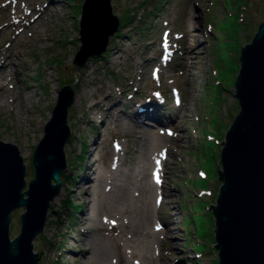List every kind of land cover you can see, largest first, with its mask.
I'll return each mask as SVG.
<instances>
[{"label":"rangeland","instance_id":"374dc122","mask_svg":"<svg viewBox=\"0 0 264 264\" xmlns=\"http://www.w3.org/2000/svg\"><path fill=\"white\" fill-rule=\"evenodd\" d=\"M82 1L0 0V48L16 53L20 71L13 72L16 66L7 57L11 65L6 88L24 97L0 103V139L18 146L25 175L27 152L55 83L63 79L74 91L66 114L70 134L63 147L66 166L60 172V194L50 201L43 229L33 238L39 254L36 264H100L101 258L120 264L115 253L118 227L92 226L86 234L80 225L86 204L83 177L95 160L91 152L99 137L98 164L117 172V177L125 173L136 180L138 161L143 159L152 171L155 155L165 157L159 165L167 199L150 206L152 220L168 228L152 243L160 248V255H154L159 264H218L211 205L221 184L220 148L239 109L233 93L239 50L264 19V0H110L121 23L100 54L77 66L73 57L80 44ZM28 2L33 10L24 13ZM38 12V20L31 22L30 16ZM93 95L104 96L98 108ZM146 101L145 107L150 103L157 117L141 114L138 126L132 113ZM114 161H121L119 171L112 167ZM102 188L98 183L95 190L100 193ZM19 207L11 213L10 236ZM81 238L112 244L106 254L95 253L86 261L79 246L72 247ZM136 259L125 256L122 264ZM141 262L151 264L145 258Z\"/></svg>","mask_w":264,"mask_h":264},{"label":"water","instance_id":"95a60500","mask_svg":"<svg viewBox=\"0 0 264 264\" xmlns=\"http://www.w3.org/2000/svg\"><path fill=\"white\" fill-rule=\"evenodd\" d=\"M96 22L99 31L92 40ZM118 24L110 0H83L73 62L82 66L89 56L100 54ZM233 93L239 109L222 140L217 173L221 184L211 205L214 247L218 264H264V19L240 47ZM73 94L63 79L55 83L27 152L26 175L18 146L0 139V264H36L39 258L33 238L42 231L61 185L63 147L70 134L66 114ZM16 207L17 227L10 236Z\"/></svg>","mask_w":264,"mask_h":264},{"label":"bare ground","instance_id":"6f19581e","mask_svg":"<svg viewBox=\"0 0 264 264\" xmlns=\"http://www.w3.org/2000/svg\"><path fill=\"white\" fill-rule=\"evenodd\" d=\"M31 2L27 3V6H29L28 8L23 9L25 11L24 13L32 12L33 8L30 6ZM13 4L15 6V1L11 4V8H13ZM40 14L41 12L31 15L29 18L30 21L33 23L36 22ZM96 23V25L95 23L93 24L94 29L90 34V38H92V40L97 38L99 31L98 22ZM21 30H23V28H21ZM193 35L191 34L190 37H193ZM10 51L11 49L5 48V51H3V49L0 48V103L2 104H4L5 98L9 101L13 100L14 102L24 98L23 95L20 97L14 96V94L8 92V89L6 88L8 75L10 74L9 67L11 65V61H8L7 57H11L13 66H16L13 72L15 74H20V71L17 68V63L14 61L16 53L14 52L13 54H10ZM93 97L95 98L93 106L98 108L99 104L102 103L104 96L97 97L93 95ZM25 99L27 101V107H30L33 101L32 94L29 90L27 91ZM181 102L182 101L180 100V105L182 104ZM147 103L148 102L146 101L143 106L138 107L137 110L132 113V116L134 117L133 122H135L138 126L139 123L136 121H138L141 114L148 116L154 115L157 117V114L151 110L152 105L150 103L147 108L145 107ZM18 106L20 110L22 105L18 103L17 107ZM144 107L145 110H143ZM18 117L20 119L22 118L21 112ZM104 119L105 118H103V120ZM169 130L170 127H166L165 131L167 133ZM100 138L101 137L97 140L98 145L101 144ZM97 146H95V148H93V152H91V156L94 157L95 160L89 164L87 172L83 177V183L86 184L84 193L86 204L83 207V217L80 219V225L82 226L81 229L83 230V233L85 232L88 234L91 232L92 226H102L104 230H106V228L114 229L118 227L119 229L117 232H120V242H115V253L117 261L120 264H122V259H124L125 256L131 259L134 255L137 257L134 264H143L141 262L142 258L149 260L151 264H159V259H156L154 255L156 253L157 255H160V248L156 250L152 247V243L154 241L158 242L162 238V235H165L168 228L165 226H158L152 220L150 206L154 204V206L157 207V205L162 204L163 201H166L167 199L165 197L166 193L162 188L163 182L165 181L163 177L164 175L160 174L162 171L159 165L161 161L165 160V157H161L160 154L155 155L156 166L152 169V171L148 166H146V162L143 159L138 161L135 168L139 170V177H137L136 180H131L127 179L125 173H121V175L118 173L119 176L117 177V172L102 169L100 167L102 165L98 164L99 159L102 157H95L99 147ZM118 148L120 147L118 146ZM120 164L121 161L118 163L114 161L112 163V167L116 169V171H119ZM117 178L120 179V182H117ZM140 178L141 180L136 182ZM125 179H127V182H125ZM157 180H159V182H157ZM128 182L132 184V187L125 185L128 184ZM98 183H101L103 187L102 192L100 193L95 190ZM135 188H138V190L134 191ZM145 189L147 190L146 194H141V190L145 191ZM101 206L108 211L109 214H105L106 211L104 212V209L100 208ZM97 209L100 211H97ZM150 220L151 224H148ZM102 224H104V226ZM111 244H107L106 242H86L83 238H81L80 240H75L72 247L79 246L78 249H80V252L84 254V257L86 258L85 260L88 261L95 253H99L100 255L104 253L106 254ZM101 260H103V258H101ZM101 260L99 261L100 264H110L105 260Z\"/></svg>","mask_w":264,"mask_h":264},{"label":"trees","instance_id":"16d2710c","mask_svg":"<svg viewBox=\"0 0 264 264\" xmlns=\"http://www.w3.org/2000/svg\"><path fill=\"white\" fill-rule=\"evenodd\" d=\"M121 18H123V17H121ZM127 17H125V18H123L124 20L126 19ZM120 18H119V24H118V26L120 25ZM91 57H96V55H92ZM217 195H218V193H217ZM217 195H216V197H217ZM214 218V217H213ZM214 226H215V223H214Z\"/></svg>","mask_w":264,"mask_h":264},{"label":"snow or ice","instance_id":"6c2138e0","mask_svg":"<svg viewBox=\"0 0 264 264\" xmlns=\"http://www.w3.org/2000/svg\"><path fill=\"white\" fill-rule=\"evenodd\" d=\"M157 182H159V180H157Z\"/></svg>","mask_w":264,"mask_h":264}]
</instances>
